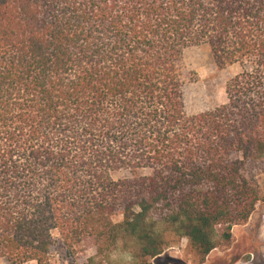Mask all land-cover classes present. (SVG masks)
I'll return each instance as SVG.
<instances>
[{
  "label": "trees",
  "instance_id": "trees-1",
  "mask_svg": "<svg viewBox=\"0 0 264 264\" xmlns=\"http://www.w3.org/2000/svg\"><path fill=\"white\" fill-rule=\"evenodd\" d=\"M202 46L241 72L188 115L183 57ZM263 162L264 0H0V260L93 239L155 264L181 237L206 264L262 200Z\"/></svg>",
  "mask_w": 264,
  "mask_h": 264
},
{
  "label": "rangeland",
  "instance_id": "rangeland-1",
  "mask_svg": "<svg viewBox=\"0 0 264 264\" xmlns=\"http://www.w3.org/2000/svg\"><path fill=\"white\" fill-rule=\"evenodd\" d=\"M186 75L184 100L188 115H197L222 106L227 101L228 82L241 72L239 65L221 69L215 62L207 46L186 50L182 62ZM125 173L115 175L123 178ZM247 176L259 187L262 200L245 225L233 227L232 242L214 250L206 264H264V162L253 163L247 168ZM172 241L155 264H200V259L189 247L188 240L181 237H168ZM94 260L93 262H91ZM175 261L171 263L169 261ZM54 264H132L128 253L119 244L113 252L97 257L96 243L93 239H84L81 251L73 258L64 253H54ZM0 264H10L0 260ZM26 264H37L30 262Z\"/></svg>",
  "mask_w": 264,
  "mask_h": 264
}]
</instances>
